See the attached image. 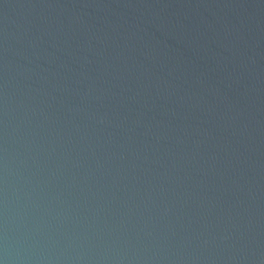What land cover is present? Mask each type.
<instances>
[{
	"label": "water",
	"instance_id": "water-1",
	"mask_svg": "<svg viewBox=\"0 0 264 264\" xmlns=\"http://www.w3.org/2000/svg\"><path fill=\"white\" fill-rule=\"evenodd\" d=\"M264 264V0H0V258Z\"/></svg>",
	"mask_w": 264,
	"mask_h": 264
},
{
	"label": "clouds",
	"instance_id": "clouds-1",
	"mask_svg": "<svg viewBox=\"0 0 264 264\" xmlns=\"http://www.w3.org/2000/svg\"><path fill=\"white\" fill-rule=\"evenodd\" d=\"M0 264H10L9 250L7 246V237L5 235V244L3 247V256L0 258Z\"/></svg>",
	"mask_w": 264,
	"mask_h": 264
}]
</instances>
